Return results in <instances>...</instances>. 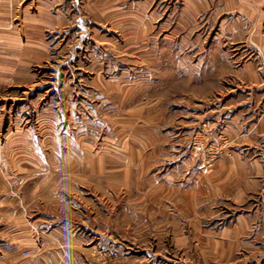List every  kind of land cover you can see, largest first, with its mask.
I'll use <instances>...</instances> for the list:
<instances>
[{
  "label": "rangeland",
  "instance_id": "obj_1",
  "mask_svg": "<svg viewBox=\"0 0 264 264\" xmlns=\"http://www.w3.org/2000/svg\"><path fill=\"white\" fill-rule=\"evenodd\" d=\"M203 2L0 0V264H220L264 208V57Z\"/></svg>",
  "mask_w": 264,
  "mask_h": 264
},
{
  "label": "crops",
  "instance_id": "obj_2",
  "mask_svg": "<svg viewBox=\"0 0 264 264\" xmlns=\"http://www.w3.org/2000/svg\"><path fill=\"white\" fill-rule=\"evenodd\" d=\"M204 8H213L216 4L227 8H243L247 27V41H255L256 55L264 57V0H202ZM199 7V6H198ZM217 180V179H215ZM225 177L220 179L224 182ZM217 183V182H215ZM252 186L240 187L234 195L232 207L241 208L251 200ZM264 206V196L261 201ZM230 209V208H228ZM217 224H213L215 233L213 248L219 250L218 262L220 264H264V208L244 210L243 213L226 212Z\"/></svg>",
  "mask_w": 264,
  "mask_h": 264
}]
</instances>
